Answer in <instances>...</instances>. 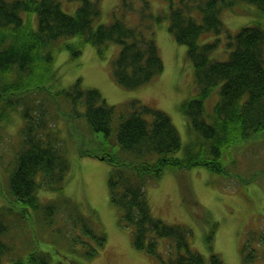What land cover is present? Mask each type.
Wrapping results in <instances>:
<instances>
[{
    "label": "trees",
    "instance_id": "obj_1",
    "mask_svg": "<svg viewBox=\"0 0 264 264\" xmlns=\"http://www.w3.org/2000/svg\"><path fill=\"white\" fill-rule=\"evenodd\" d=\"M70 1L80 2L72 15L62 9L59 0H0V119L8 106L20 109L25 121L18 156L9 169L10 198L4 205L0 203V264L9 254L14 255L12 264H49L51 259L38 245L24 252L25 256L20 255L21 246L8 236L20 217L28 221L36 239L37 225L45 227V215L57 205L55 201L42 203L39 189L59 192L67 184L70 161L58 146L59 131L48 130L51 125L47 122L54 113L30 97L49 90L44 83L55 77L52 68L57 54L69 49L80 56L86 44L97 46L103 54L110 43L119 44L121 50L114 64L117 80L127 88L141 87L164 71L157 44L147 29L149 21L165 17L171 20L170 30L176 40L188 48L199 88L194 97L181 104L182 113L200 140L186 157L175 155L182 148V138L166 112L138 101L109 105L96 89L81 90L77 85L66 94L73 95V104H85L84 117L91 131L104 134L105 140L94 150L80 153L112 165L108 180L111 202L122 212L123 221L134 227L135 244L155 253L159 238L170 239L178 256L166 264H204V257L190 250L187 226L167 224L154 215L147 186L159 180L168 168L202 167L235 177L230 174L225 154L264 133V23L229 35L231 52L224 61L211 55L220 39L200 43L204 32H220L223 7L240 11L238 4H254L264 14V0H164L170 10L159 15L151 13L149 0H122L123 17L138 12L143 18L136 27L118 17L109 24L95 26L102 13V0ZM24 11L28 13L27 21L22 16ZM34 12L37 29H33L29 17ZM215 92L219 99L208 120L206 100ZM61 115L58 108V117ZM257 175L253 174L247 183L255 181ZM76 223L88 227V235L96 244L85 246L90 249L87 252L74 246L71 251L91 259L105 246L106 234L85 217ZM214 225L206 236L210 250L218 223ZM81 243L86 245L85 241ZM212 259L213 264H223L217 254L213 253Z\"/></svg>",
    "mask_w": 264,
    "mask_h": 264
},
{
    "label": "rangeland",
    "instance_id": "obj_2",
    "mask_svg": "<svg viewBox=\"0 0 264 264\" xmlns=\"http://www.w3.org/2000/svg\"><path fill=\"white\" fill-rule=\"evenodd\" d=\"M59 1L62 9L71 15L80 6L79 1ZM149 2L154 15L168 14L170 8L166 1ZM121 3L122 0H102V13L94 25L109 24L118 17L125 19L132 27L138 26L143 18L139 17L138 12L123 17ZM237 6L240 11L228 7L221 9L220 32L212 30L200 37L201 44L220 39L219 47L211 54L217 60L229 58V35L235 36L242 28L257 22L264 23V14L256 5L241 3ZM22 16L26 21L28 13L24 11ZM30 19L35 27L38 24L37 13H32ZM148 25L147 34L156 42L164 63V71L149 83L138 88H127L119 83L114 72V64L121 50L119 44L110 43L103 54L97 46L86 44L80 56H74L69 49L61 50L52 68L55 77L44 83L49 90L30 96L41 101L40 105L47 112L54 113L53 119L47 122L51 125L48 130L59 131L61 142L58 146L71 166L62 191H50L44 187L38 191L42 203L55 201L57 205L45 215V227L37 225L39 236L36 239L26 219H15L16 225L8 237L21 246L20 255H25L24 252L38 245L41 251L51 255L49 264H165V261L178 256L170 239L159 238L155 253L135 244L134 227L123 221L122 212L111 202L108 180L112 165L80 153V150H94L105 140L104 134L91 131L84 117L85 104H73V95L66 94L77 85L81 90L96 89L109 105L138 101L166 112L182 138V148L175 155L186 157L188 151L196 148V143L200 141L181 111V104L198 93L195 67L187 46L179 43L170 30L169 17L158 23L153 19ZM218 99L215 92L206 100L207 119ZM58 108L62 112L61 118L58 117ZM24 123L20 109L3 108L0 119L2 205L10 198L9 169H12L18 156ZM118 150L119 146H116L115 151ZM239 156L241 159H238ZM225 158L231 166L230 174L235 177L202 167L190 170L168 168L159 180L147 186V197L156 217L167 224L185 225L190 229V250L200 253L204 257V264H213V253L219 256L223 264H264V133L232 147ZM255 173L258 174L256 180L247 183ZM240 178H244V181ZM82 217L90 220L99 232L106 234L105 246L91 259L71 251L74 246L76 250L87 252L90 249L85 246L96 244L88 235V227L76 223ZM214 222L218 226L210 250L206 236L215 228ZM73 240L78 243L74 245ZM81 241H85L86 245ZM13 256L7 255L4 264H12Z\"/></svg>",
    "mask_w": 264,
    "mask_h": 264
},
{
    "label": "bare ground",
    "instance_id": "obj_3",
    "mask_svg": "<svg viewBox=\"0 0 264 264\" xmlns=\"http://www.w3.org/2000/svg\"><path fill=\"white\" fill-rule=\"evenodd\" d=\"M154 20H156V22L158 23V22H162L163 21V19L162 20H160V21H158L157 20V18L156 19H154ZM32 27H33V29H37V27H38V24L34 27V25L32 24ZM171 27H172V24H171V26H170V29H171Z\"/></svg>",
    "mask_w": 264,
    "mask_h": 264
}]
</instances>
